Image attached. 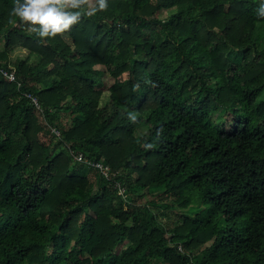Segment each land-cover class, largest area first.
I'll return each instance as SVG.
<instances>
[{"label": "trees", "instance_id": "16d2710c", "mask_svg": "<svg viewBox=\"0 0 264 264\" xmlns=\"http://www.w3.org/2000/svg\"><path fill=\"white\" fill-rule=\"evenodd\" d=\"M97 2L39 38L0 0V264H264L260 0Z\"/></svg>", "mask_w": 264, "mask_h": 264}, {"label": "clouds", "instance_id": "9594fccd", "mask_svg": "<svg viewBox=\"0 0 264 264\" xmlns=\"http://www.w3.org/2000/svg\"><path fill=\"white\" fill-rule=\"evenodd\" d=\"M80 4L81 0H14L11 14L21 23H28L37 37H51L78 20L80 12L69 9H79ZM106 7L107 0H98L97 9ZM256 15L264 18V0H260Z\"/></svg>", "mask_w": 264, "mask_h": 264}, {"label": "built area", "instance_id": "2783aa9c", "mask_svg": "<svg viewBox=\"0 0 264 264\" xmlns=\"http://www.w3.org/2000/svg\"><path fill=\"white\" fill-rule=\"evenodd\" d=\"M1 73L2 75L5 77V79H7L8 81L14 80L15 79V74L13 71H7V70H3L1 69ZM28 97H31V100L33 101V103L36 105V107L38 109H40V105L37 101V99L31 95H28ZM56 133L58 134V131H56ZM76 159L79 161H83L85 162L87 165L89 166H93L94 168L98 169V171L108 180L113 182V185L118 189V192L121 195H125V187L120 183L119 180H117L115 177L119 174V172L117 170H112L110 168V166L106 163H104L101 160H89L86 159L82 153H78L76 155Z\"/></svg>", "mask_w": 264, "mask_h": 264}, {"label": "rangeland", "instance_id": "374dc122", "mask_svg": "<svg viewBox=\"0 0 264 264\" xmlns=\"http://www.w3.org/2000/svg\"><path fill=\"white\" fill-rule=\"evenodd\" d=\"M27 54V51L24 49V48H21V47H17L16 50L14 52H12L10 54L11 56V59H15V57L17 56H21V57H24L25 55ZM33 59L29 58L28 61L31 62ZM260 98H264V91L262 92V94L260 95ZM62 118L61 115H58V119L60 120ZM63 122V119L61 120V123ZM40 139L43 140V141H48V135L47 134H41L40 135ZM158 201V195L157 194H146L144 195L141 199H140V203H148V202H151V201ZM162 203V202H161ZM156 213L160 214V213H163V212H166L167 215L162 217L161 220L162 221H166L169 226H173V225H176V224H179L182 222V217H179L177 216V214L171 210H169L168 208H165V207H160V208H157L156 210Z\"/></svg>", "mask_w": 264, "mask_h": 264}]
</instances>
